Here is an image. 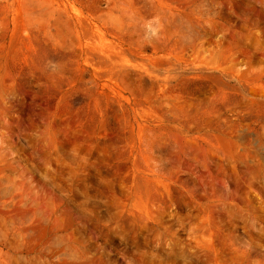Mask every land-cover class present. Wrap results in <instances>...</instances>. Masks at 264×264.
I'll use <instances>...</instances> for the list:
<instances>
[{
    "label": "rangeland",
    "instance_id": "374dc122",
    "mask_svg": "<svg viewBox=\"0 0 264 264\" xmlns=\"http://www.w3.org/2000/svg\"><path fill=\"white\" fill-rule=\"evenodd\" d=\"M0 264H264V0H0Z\"/></svg>",
    "mask_w": 264,
    "mask_h": 264
}]
</instances>
